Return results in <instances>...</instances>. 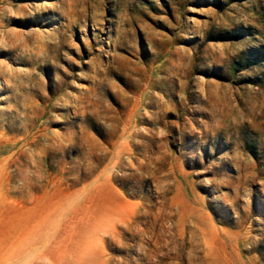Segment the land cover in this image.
Returning a JSON list of instances; mask_svg holds the SVG:
<instances>
[{"label":"rangeland","instance_id":"rangeland-1","mask_svg":"<svg viewBox=\"0 0 264 264\" xmlns=\"http://www.w3.org/2000/svg\"><path fill=\"white\" fill-rule=\"evenodd\" d=\"M0 264H264V0H0Z\"/></svg>","mask_w":264,"mask_h":264}]
</instances>
